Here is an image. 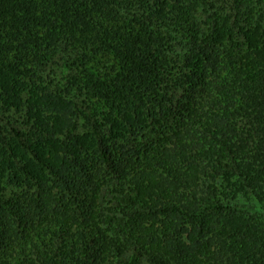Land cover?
<instances>
[{
	"label": "trees",
	"instance_id": "obj_1",
	"mask_svg": "<svg viewBox=\"0 0 264 264\" xmlns=\"http://www.w3.org/2000/svg\"><path fill=\"white\" fill-rule=\"evenodd\" d=\"M138 257L264 264V0H0V264Z\"/></svg>",
	"mask_w": 264,
	"mask_h": 264
},
{
	"label": "rangeland",
	"instance_id": "obj_2",
	"mask_svg": "<svg viewBox=\"0 0 264 264\" xmlns=\"http://www.w3.org/2000/svg\"><path fill=\"white\" fill-rule=\"evenodd\" d=\"M108 200H110V199H106V201H108ZM108 202H110L109 206L113 207L116 205L117 201H116V199L111 198V201H108ZM119 222H120V219H119ZM113 230L117 231V228H114ZM127 258H129V257H127ZM133 264H147V263L145 262V260L143 258L138 257Z\"/></svg>",
	"mask_w": 264,
	"mask_h": 264
}]
</instances>
